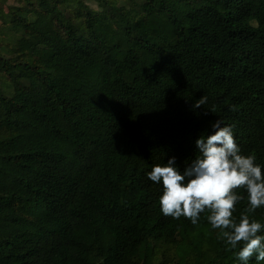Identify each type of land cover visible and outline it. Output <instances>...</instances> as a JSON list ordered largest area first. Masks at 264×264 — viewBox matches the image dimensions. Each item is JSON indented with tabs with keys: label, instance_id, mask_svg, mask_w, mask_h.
<instances>
[{
	"label": "trees",
	"instance_id": "16d2710c",
	"mask_svg": "<svg viewBox=\"0 0 264 264\" xmlns=\"http://www.w3.org/2000/svg\"><path fill=\"white\" fill-rule=\"evenodd\" d=\"M91 1L0 9V264H243L147 173L217 119L264 170V0Z\"/></svg>",
	"mask_w": 264,
	"mask_h": 264
},
{
	"label": "clouds",
	"instance_id": "9594fccd",
	"mask_svg": "<svg viewBox=\"0 0 264 264\" xmlns=\"http://www.w3.org/2000/svg\"><path fill=\"white\" fill-rule=\"evenodd\" d=\"M203 95L193 104V110L207 103ZM212 133L202 134L195 141L197 153L181 172L172 157L166 164H155L147 173L154 183L162 184L159 198L161 212L179 219L181 216L196 224L202 213L243 264L253 257L264 261V223L252 214L264 207V170L254 155L242 154L236 143L232 125L221 119L211 124ZM238 189L247 193V207L234 217L236 204L244 199Z\"/></svg>",
	"mask_w": 264,
	"mask_h": 264
},
{
	"label": "rangeland",
	"instance_id": "374dc122",
	"mask_svg": "<svg viewBox=\"0 0 264 264\" xmlns=\"http://www.w3.org/2000/svg\"><path fill=\"white\" fill-rule=\"evenodd\" d=\"M24 0H0V9H2L3 12L7 13L11 7L13 6H19V4H23ZM62 0H60L61 2ZM84 3H86L87 5H89L91 8L95 9V10H99L98 6L96 5V3L94 1L91 0H83ZM114 2H116V5H119L120 2L119 0H115ZM74 1L70 2L69 4L73 5ZM129 7V6H127ZM0 23H1V19H0Z\"/></svg>",
	"mask_w": 264,
	"mask_h": 264
}]
</instances>
